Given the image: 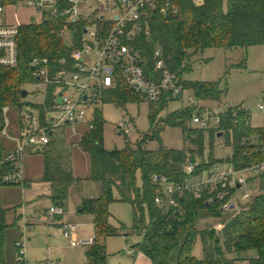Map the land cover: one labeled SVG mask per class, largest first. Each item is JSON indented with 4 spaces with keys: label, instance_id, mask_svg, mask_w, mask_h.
I'll use <instances>...</instances> for the list:
<instances>
[{
    "label": "trees",
    "instance_id": "16d2710c",
    "mask_svg": "<svg viewBox=\"0 0 264 264\" xmlns=\"http://www.w3.org/2000/svg\"><path fill=\"white\" fill-rule=\"evenodd\" d=\"M2 1L8 6L18 0ZM171 2L178 10H171L166 15L161 14L159 9L151 10L147 16L151 35H144L135 42L146 54L148 69L154 65L156 48H162L168 67L182 76L184 71L190 69L194 55L207 48L264 45V0ZM60 27L61 23L53 20L21 26L18 37L19 65L0 68V131L5 125L2 112L5 106L17 109L15 122L22 120L27 106L22 92L25 83L32 80V59L37 56L49 57L53 66L58 68L60 59L70 57L73 52L74 48L60 35ZM77 31L76 37H79L82 33L80 26ZM184 83L197 99H222L223 91L218 82L184 80ZM50 90L54 92L55 87L52 86ZM104 95L105 101L120 105L140 99L124 81ZM166 103L158 102L155 105L160 104L159 107L151 108L153 125ZM237 109L238 113L223 115L220 125L209 129L210 147L214 150L220 132L223 135L227 133L224 142L232 147L233 156L229 155L225 161L236 169H243L264 161V127L247 123L249 111ZM191 117L192 109L188 108L165 118V123L183 128L188 143L183 149L163 145L150 149L148 143L160 139V133L154 129L135 143L128 141L122 149L109 150L104 138L106 120L102 110L95 108L92 119L94 127L80 141V146L90 158L89 179L98 182L101 189L98 197L86 198L80 206L82 213L94 217L96 230L93 244L87 247L86 264H109L107 238L126 232V227H116L111 220L110 207L114 202L132 205L133 229L136 232L146 230L142 243L135 245L136 250L146 254L152 264H264V172L249 178L256 192H259L236 215H228L223 208L234 194L232 189L225 198L219 197L216 189L213 201H209L212 195L209 190L200 198L192 194L177 196V204L168 210H162L155 202L158 190L153 182L155 175H164L175 183H183L189 177L186 165L193 157L202 161L195 175L223 161L216 158L212 151L210 162L205 163L206 130L192 126ZM43 179L52 184V198L61 206L69 197L70 187L80 180L49 155L46 156ZM227 216L230 218L227 219ZM208 217H223L222 221L226 223L223 231L217 233L214 229L200 228V220ZM4 220L0 211V236L5 227ZM200 240L203 245L202 258L195 254Z\"/></svg>",
    "mask_w": 264,
    "mask_h": 264
},
{
    "label": "built area",
    "instance_id": "2783aa9c",
    "mask_svg": "<svg viewBox=\"0 0 264 264\" xmlns=\"http://www.w3.org/2000/svg\"><path fill=\"white\" fill-rule=\"evenodd\" d=\"M20 1L33 9L25 23L7 18L9 7L16 6ZM9 7L0 0V68L19 65L18 37L24 24L58 21L61 23L60 35L74 49L70 57L60 59L58 68L53 66L49 57L37 56L32 59V106L37 113L30 106H25L21 122H15L10 118L13 108H3L5 125L0 135L5 140H12L14 147L7 151L4 139L0 140V187H24L27 184L25 158L28 151L49 145L53 132L67 125L76 131L78 123L93 116L95 108L102 101V94L118 87L121 81L152 103L186 99L188 89L183 77L168 67L162 48L155 49L154 65L148 69L146 54L135 44L138 38L151 35L147 21L151 10L159 9L163 15L178 10L171 0H18ZM78 26L82 33L76 37ZM52 86L55 90L51 93ZM188 101L189 105L182 110L192 109L191 122L200 129L217 128L223 115L238 113L237 107L228 105L218 109L206 108L195 95L189 96ZM239 109L248 111L245 107ZM261 109L264 110L263 105ZM90 127H94L93 121ZM118 129L122 134H133L126 122H122ZM217 146L222 148L227 144L220 141ZM208 151L206 149L204 158L207 164L210 162ZM230 156H233V152ZM193 158L186 165L189 177L183 183H175L164 175L154 176L153 182L158 186L155 202L162 210L175 206L177 196L192 194L200 198L209 190L212 194L209 201H213L216 189L217 195L222 198L232 189L234 194L223 208L226 212L236 211V215L241 211L237 191L244 189L241 199L249 201L253 192L249 178L264 172V161L243 169H236L232 164L216 163L195 175L202 161ZM65 213L63 206L52 204L46 211V217L53 220ZM225 224L219 222L212 229L220 233ZM78 229L76 223H65L64 237L74 247L92 245L94 239L80 240L77 237ZM145 232L143 230V235ZM16 247L17 264H29L26 237L18 240Z\"/></svg>",
    "mask_w": 264,
    "mask_h": 264
},
{
    "label": "rangeland",
    "instance_id": "374dc122",
    "mask_svg": "<svg viewBox=\"0 0 264 264\" xmlns=\"http://www.w3.org/2000/svg\"><path fill=\"white\" fill-rule=\"evenodd\" d=\"M9 6L10 5H8V7ZM30 13L27 3L20 1L16 6L9 7L7 18L13 21L24 22L29 19ZM15 14L17 15L15 16ZM182 77L185 81L218 82L220 89L223 91L222 99L220 101L197 99L200 104L210 109H218L220 106L224 107L226 105L233 108L245 107L250 114L247 123L257 127H264V110L261 109V106H264V45H255L248 48H207L194 55L190 69L184 71ZM25 89H27L30 94L23 97V101L27 106L31 107L32 111H35V108L32 106L34 101L31 81L25 83ZM194 95V92L187 90L186 99L184 101L174 100L167 102L159 111L155 124L153 125L151 108L154 106L159 107L160 104L155 105V103L149 102L140 97L139 100H131L126 104L120 105L115 102L105 101V95L102 94V101L98 105V108L102 110L103 116L106 120L104 126L105 146L109 150L122 149L126 146L128 141L135 143L137 140L144 137V135L157 129L160 133V139L150 141L148 143L150 149H158L161 145L174 149L185 148L188 143L185 141L183 128L178 125L165 123V118L188 106V97ZM89 108L91 109L92 107L90 106ZM17 112V109H12L10 112V118L12 121L17 118ZM35 113L37 112L35 111ZM122 122H126L128 128L133 134H122L119 131L118 126ZM190 124L194 126L192 122H190ZM209 132V130L205 131L207 143L206 149H209L208 154L211 155L214 152L213 154L216 158L223 160L221 162L222 165H231L225 160L232 154V147L227 145L226 147L219 148L216 145L214 150H211ZM227 136L228 134L225 133L222 137H218L216 142H224ZM0 139L3 140L4 138L0 135ZM86 170L87 164L85 165L82 160H79V164L76 168V171H78L77 173L83 175ZM96 185L100 188L98 182L90 180L81 181L76 187L77 194L80 195L81 193H86L89 197H96L98 195ZM251 187L253 189L252 196H254L259 191L257 190L256 192L255 186L251 185ZM40 188L42 192H47L46 185L43 184ZM243 192L244 189L238 190V199L242 201L240 209H242V206L248 202L241 199ZM43 203L42 207L39 205L42 209L49 204L47 200H44ZM110 210L112 213L111 220L113 224L116 227H126L128 235L120 234L107 238L106 244L110 256L109 264H134L138 258L139 252L131 253L130 251L133 250V248H136L135 245L142 243L144 235L142 231L136 232L133 229V207L130 203L114 202L111 205ZM17 211V220L20 223V220H24L22 217V213H24L22 206L17 207ZM229 218L230 216H227V219ZM69 219L74 220L79 224L77 234L79 235L78 237L80 240L95 239L96 232L91 214L78 212L75 204L72 203L70 206V212L65 217V220ZM223 219V217H218L217 220H221L220 222H222ZM50 235L55 240L54 248H57L64 253H80L88 247L84 245L74 247L71 242L64 237L63 229L53 230ZM26 252L28 254V245H26ZM49 253L53 254L54 251L48 250V254ZM195 254L199 258L203 257V245L201 240L196 246ZM142 260L145 263L148 262L146 256L143 257Z\"/></svg>",
    "mask_w": 264,
    "mask_h": 264
},
{
    "label": "crops",
    "instance_id": "0c3cea01",
    "mask_svg": "<svg viewBox=\"0 0 264 264\" xmlns=\"http://www.w3.org/2000/svg\"><path fill=\"white\" fill-rule=\"evenodd\" d=\"M196 2L202 3L203 0H196ZM29 10L30 12H33V9L29 8ZM18 22L25 23L28 22V20L24 22ZM92 119L93 116H90L88 120L78 123L76 125V131H74L73 127L70 125L58 129L53 132L49 145L41 148H32L31 150H29L25 158L27 184L24 187H0V211L3 213V216L5 218V227L3 229L2 235L0 236V264H17L18 250L16 247V242L23 237H26V245H28L27 258L29 264L87 263V248L80 253H64L63 251L54 248L55 240L51 237L50 234L53 230L63 229L65 223L72 222L77 224V222L74 220H65V217L70 212V206L72 205V203L75 204L76 209L78 210V212H80V206L82 205L84 199L95 198L89 197L86 193H81L80 195H78L76 188L77 184H79L81 181L90 180V158L89 155L80 146V141L83 136L91 129L90 122L92 121ZM3 142H5L7 145V151L11 150L14 147V142L12 140L4 139ZM216 143H218V141ZM231 151L233 152V150ZM48 155L55 159V161H59L64 169L71 170L74 176L80 179L70 187L69 197L63 205L66 213L62 216L56 217L53 220H49L46 217L47 209L52 204H56L52 198L53 187L50 182L43 179L46 169V156ZM79 160H82L85 165L87 164V170L83 175L78 174V171H76ZM43 184L47 186V192L41 191L40 187ZM97 189L98 195L96 197H98L101 192V189L98 188V186ZM44 200H47L49 204L45 206L44 209H42L39 207V205H41L42 207V204H44ZM238 203L240 205L242 201L238 199ZM19 206H22L24 210V213H22V217L24 220H20V223L17 220V207ZM235 212L236 211H230L228 212V215H235ZM217 219L218 217L204 218L200 220L199 227L202 229H212L215 224L221 221ZM92 222L95 228L94 217ZM124 233L127 234L128 232ZM78 236L79 235L77 234V237ZM48 250H52L54 251V253L48 254ZM130 252L138 253L136 248H133V250H131ZM145 256L148 258V262L146 263L152 264L151 259L143 252L138 253V258L136 259L134 264H146L142 260V258Z\"/></svg>",
    "mask_w": 264,
    "mask_h": 264
},
{
    "label": "water",
    "instance_id": "95a60500",
    "mask_svg": "<svg viewBox=\"0 0 264 264\" xmlns=\"http://www.w3.org/2000/svg\"><path fill=\"white\" fill-rule=\"evenodd\" d=\"M28 95V90L27 89H23V92H22V96L23 97H26ZM85 99H87V96H85ZM223 135V132H220L219 133V137H221ZM192 160H194V158H192ZM83 209H80V212H82Z\"/></svg>",
    "mask_w": 264,
    "mask_h": 264
}]
</instances>
